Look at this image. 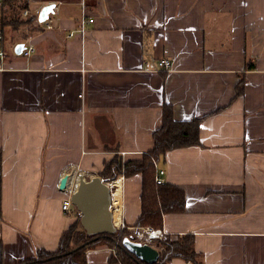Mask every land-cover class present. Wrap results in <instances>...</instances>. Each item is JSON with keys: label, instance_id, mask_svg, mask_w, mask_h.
<instances>
[{"label": "crops", "instance_id": "0c3cea01", "mask_svg": "<svg viewBox=\"0 0 264 264\" xmlns=\"http://www.w3.org/2000/svg\"><path fill=\"white\" fill-rule=\"evenodd\" d=\"M26 2L20 18L37 19L0 38V264L56 250L80 216L62 209L61 178L73 189L100 175L113 149L149 151L166 105L177 120H202L200 143L157 165L186 197L162 229L193 233L204 264H264V0ZM84 18L94 20L82 36ZM21 42L34 51L17 54ZM117 182L120 224L135 230L142 177ZM111 253L88 250V264H120Z\"/></svg>", "mask_w": 264, "mask_h": 264}, {"label": "trees", "instance_id": "16d2710c", "mask_svg": "<svg viewBox=\"0 0 264 264\" xmlns=\"http://www.w3.org/2000/svg\"><path fill=\"white\" fill-rule=\"evenodd\" d=\"M0 3L2 7L5 5L8 7L5 12L1 10L0 13V27L4 42L10 31L22 33V26L33 23L37 19L35 14L27 20L20 18V11L28 6L26 0H1ZM241 87L242 85L238 86L239 93ZM201 120V118L177 120L174 118L172 108L166 105L162 124L154 131V143L149 151L139 156L124 158L121 151L113 149L114 155L106 161L100 172L101 177L106 181L116 180L121 175L129 177L140 174L142 177L141 212L134 224L136 232L147 227L162 229L166 214L185 210L184 189L170 182L158 183L156 181L157 165L169 150L200 143ZM134 234L135 232L129 231L127 227L119 228L114 234H88L81 226L79 216L62 234L56 250L40 249L36 256L22 260L18 264H88L87 251L100 246H106L112 250L109 263L149 264L124 246L123 239L130 237L135 240ZM149 243L160 252L158 260L152 264H167L173 258H182L193 264H204L203 254L195 249L193 233L176 236L164 233L163 236Z\"/></svg>", "mask_w": 264, "mask_h": 264}, {"label": "water", "instance_id": "95a60500", "mask_svg": "<svg viewBox=\"0 0 264 264\" xmlns=\"http://www.w3.org/2000/svg\"><path fill=\"white\" fill-rule=\"evenodd\" d=\"M55 4L43 6L38 14L40 22L48 19L49 13L53 11ZM24 43L15 46V52L20 54L24 49ZM69 175L65 174L60 181L58 191L64 192L67 189ZM112 189L108 181L99 174L90 178H81L75 189L70 194L72 204L80 213L81 226L88 234H114L119 229L114 222L112 210ZM123 244L141 260L152 264L160 256L159 250L147 242L135 241L130 237L123 239Z\"/></svg>", "mask_w": 264, "mask_h": 264}, {"label": "built area", "instance_id": "2783aa9c", "mask_svg": "<svg viewBox=\"0 0 264 264\" xmlns=\"http://www.w3.org/2000/svg\"><path fill=\"white\" fill-rule=\"evenodd\" d=\"M1 1V0H0ZM30 15V10L29 9H25L24 10V16H29ZM32 15V14H31ZM93 18H89V19H82L81 21V24H80V27L78 29V32L79 34H81L82 36L84 35L85 31H86V23H89V22H93ZM50 27V25H48V28ZM74 33L72 32L71 35H73ZM0 38H2V29H0ZM35 47L33 45H29V46H25L24 49H22V53H24L25 55H29L32 51H34ZM159 66L161 69H166V68H169L171 66V62L169 59L167 58H162L159 60ZM121 154L123 155V157L125 156V152H121ZM164 174H165V170L164 169H158L157 171V175H156V181L158 183H164L165 182V179H164ZM122 178H123V175H121ZM117 180H120V176L116 179V180H113V181H108L109 184L111 185V189H112V198L114 199V194H113V190L114 189H118L119 188V182H117ZM75 188H69V186H67V189L65 190L67 192L64 200H63V204H62V209L63 210H67V211H70L73 204L70 200V194L71 192L74 190ZM121 197V195H120ZM113 199H112V210L114 208V203H113ZM121 206H122V202H121V205H120V209H121ZM118 227H125L124 224H119ZM144 231L145 233L147 234L148 236V239L151 240V239H157V238H160L161 236L164 235V230L163 229H153V228H144Z\"/></svg>", "mask_w": 264, "mask_h": 264}, {"label": "bare ground", "instance_id": "6f19581e", "mask_svg": "<svg viewBox=\"0 0 264 264\" xmlns=\"http://www.w3.org/2000/svg\"><path fill=\"white\" fill-rule=\"evenodd\" d=\"M84 178L82 175L80 176L79 179ZM120 190L121 189H114L113 190V194H114V199H113V203L114 208H113V214H114V222L115 224L119 225L121 223V209H120V205H121V197H120Z\"/></svg>", "mask_w": 264, "mask_h": 264}, {"label": "rangeland", "instance_id": "374dc122", "mask_svg": "<svg viewBox=\"0 0 264 264\" xmlns=\"http://www.w3.org/2000/svg\"><path fill=\"white\" fill-rule=\"evenodd\" d=\"M24 29L23 28H21V31H23ZM129 229V228H128ZM129 231H133V232H135V237H136V239H135V241L137 240V241H141V242H147V243H149V241L150 240H148V236H147V234L145 233V231H144V229H140L139 230V232H136V230H131V229H129ZM21 262V261H20ZM19 263V262H18ZM17 263V264H18Z\"/></svg>", "mask_w": 264, "mask_h": 264}]
</instances>
